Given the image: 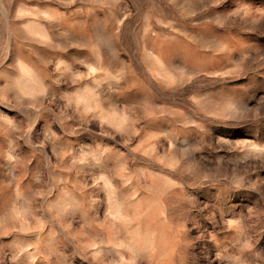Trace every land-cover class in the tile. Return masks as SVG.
Segmentation results:
<instances>
[{
  "label": "rangeland",
  "instance_id": "1",
  "mask_svg": "<svg viewBox=\"0 0 264 264\" xmlns=\"http://www.w3.org/2000/svg\"><path fill=\"white\" fill-rule=\"evenodd\" d=\"M0 264H264V0H0Z\"/></svg>",
  "mask_w": 264,
  "mask_h": 264
}]
</instances>
